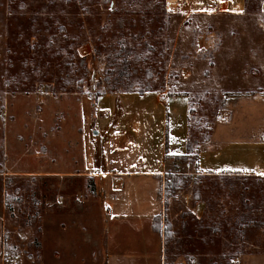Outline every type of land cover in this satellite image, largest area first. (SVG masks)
Listing matches in <instances>:
<instances>
[{
	"label": "rangeland",
	"instance_id": "rangeland-1",
	"mask_svg": "<svg viewBox=\"0 0 264 264\" xmlns=\"http://www.w3.org/2000/svg\"><path fill=\"white\" fill-rule=\"evenodd\" d=\"M262 2L247 0V19L234 30L225 22L212 44L207 38L216 28L208 24L205 31L195 30L193 45L188 40L177 45L169 0H0L3 264H264V230L207 237L203 244V237L193 235L196 223L187 227L183 219L186 215L188 222L197 218L212 224L220 219L232 225L243 213L264 212V182L251 181V195L234 178L224 186L211 175H200L195 159L187 165L169 161L167 170L187 179L167 203L164 191L162 227L172 225L178 249L165 245L164 236L153 230L129 233L131 224L109 215L108 207L113 214L135 211L136 216L156 211L158 206L146 202L156 181H128L126 191L114 198L107 180H97L90 174L98 172L87 168L88 139L99 149L98 143L118 129L116 101L97 108L93 104L98 95L110 93L107 80L112 83L120 71L125 76L120 80L132 86L125 92L170 86L175 93L199 86L193 90L190 120L195 148L212 138L215 144L264 139ZM67 38L73 52L87 59L86 70L77 62L65 73L52 67V79L24 63L41 45L61 50ZM232 58L235 62H228ZM188 65L204 77L217 66L244 74L251 70L249 85L258 88L235 92L228 108V96L201 87L205 78L175 86ZM253 96L260 103L246 101ZM104 110L110 111L108 118ZM245 203L254 209L246 210Z\"/></svg>",
	"mask_w": 264,
	"mask_h": 264
},
{
	"label": "crops",
	"instance_id": "crops-1",
	"mask_svg": "<svg viewBox=\"0 0 264 264\" xmlns=\"http://www.w3.org/2000/svg\"><path fill=\"white\" fill-rule=\"evenodd\" d=\"M264 2L261 11H264ZM169 9L178 30L179 38L177 45L183 41L194 40L192 36L195 30H207L208 24L215 26V32L208 35L207 43H213V36L218 31L224 30V23L229 22L235 26L231 30L239 29V24L249 16L247 0H175L170 3ZM262 16L263 14H258ZM200 40V38H199ZM196 45L198 44L195 42ZM187 63L194 62L192 57ZM206 62V61H205ZM208 62V60H207ZM228 62H235L233 58ZM248 69V68H247ZM242 73L234 67L213 68L209 76L204 77L201 72L195 73L191 65L183 66L180 80L175 86H189L190 79L202 77L205 80L202 86L205 90L228 96L226 105L234 104L232 94L241 91L242 94L251 89H257L258 85L252 87L249 83L254 77L251 70ZM170 86L166 89L155 90L146 93L129 92L121 94L105 93L97 101L96 108L101 103L108 105L116 101L118 106L117 122L118 129L108 136L104 141L97 144L88 139L87 168L95 170L96 174H90L97 180H107L109 184L110 197L116 198L127 189V182L133 181L139 184L142 179L156 181L153 187V196L146 198V202L155 204L156 211L149 214L139 211H121L113 214L109 209V215L121 223L131 224L130 232L151 231L153 219L162 215L165 176L167 173V156L184 155L190 139V120L192 111L193 90L198 91L199 86L190 84L188 89L172 93ZM191 89V90H190ZM248 103H260L256 96L247 98ZM106 111H102L104 117L108 118ZM87 114V113H86ZM90 122L91 114L88 111L86 117ZM95 118V117H94ZM98 134V133H97ZM264 136V134H263ZM96 146V147H95ZM198 158L197 171L200 175H264V139H252L245 141H231L223 144H215L214 138L198 148H195ZM147 185H142L143 188ZM138 189V186H135ZM4 208V199L0 201V209ZM159 208V209H158ZM124 217H130L125 218ZM3 217L0 215V247L3 251L4 230ZM150 235H154L151 233ZM2 264H3V254Z\"/></svg>",
	"mask_w": 264,
	"mask_h": 264
},
{
	"label": "trees",
	"instance_id": "trees-1",
	"mask_svg": "<svg viewBox=\"0 0 264 264\" xmlns=\"http://www.w3.org/2000/svg\"><path fill=\"white\" fill-rule=\"evenodd\" d=\"M14 6V5H13ZM50 29V28H48ZM69 39L67 38L65 45L61 48V50H56L55 48L48 47L47 49H43V46L41 45L37 51H35L34 55H31L30 61L27 60L26 56L23 58V61L25 64H33L34 68L39 75H42L43 77H51L54 79V76L50 74V69L52 67H55L56 69H60L61 72H64L63 70H68L71 71L74 62L79 63V65L82 67L83 70H86L88 68L87 64V59L80 57L77 55V53L73 52L72 49V44L69 47ZM67 59L68 61L65 63L62 61V58ZM78 66V65H77ZM65 73V72H64ZM120 78H125V76L122 77V72L120 71L118 73V76L116 79L111 83L109 80H107V84L110 90V93L113 94H121V93H129L132 91H124L131 89V84L129 83H124L123 81L120 80ZM128 79V78H127ZM52 82V81H51ZM150 91H155L152 90L149 87H146L144 90L138 91L139 93H146ZM63 92H68L66 90H63ZM101 95H98V97L95 99V102L93 106L97 105V101ZM206 140V142H208ZM205 142V143H206ZM191 159H195V164L197 165L198 158L195 155V147L193 144L190 142L189 139V144L187 147V152L184 155H179V156H167L166 161H175L176 163H180L181 165H187L188 162ZM209 177V176H208ZM221 181L226 185L230 184V178H234L238 183V185H246L245 191L247 193H251V195H254V192H252V188L248 186L251 181L256 180L257 184H263L264 182V177H258L257 175H239V174H225V175H217V176H212ZM187 185V179L185 176H181L179 174L169 172L167 171L166 176H165V197L167 203L168 199L174 198L175 195L183 190ZM217 185V184H215ZM261 195H264V190H260ZM197 194L200 195L199 192ZM241 198H243L241 196ZM264 199V198H263ZM249 203L244 204V208L253 210L254 208H248ZM258 210V208H257ZM260 216H264V212H259V213H243L240 216H237L236 219L234 220V224L230 223H223L220 221V219H217L214 221V223H210L207 221H204L202 219H195L194 221L188 222V216L183 215V219L186 222L187 227H191L190 225L194 224L193 226V235L201 236L205 239L203 242L206 243V238L209 237L210 239H213V237L221 238L222 234H227L229 238L232 237V233H237V236L243 237L247 231L249 230H264V221H261ZM162 215H157L153 219L152 223V229L155 233H157L160 236H164V243L165 245H170V244H175L177 245L178 249L179 247V242H174L175 234L176 232L174 231L172 225L170 223L165 224V227H162ZM212 236V237H211Z\"/></svg>",
	"mask_w": 264,
	"mask_h": 264
},
{
	"label": "bare ground",
	"instance_id": "bare-ground-1",
	"mask_svg": "<svg viewBox=\"0 0 264 264\" xmlns=\"http://www.w3.org/2000/svg\"><path fill=\"white\" fill-rule=\"evenodd\" d=\"M175 2V0H169V3H174ZM263 7H264V5H263Z\"/></svg>",
	"mask_w": 264,
	"mask_h": 264
},
{
	"label": "built area",
	"instance_id": "built-area-1",
	"mask_svg": "<svg viewBox=\"0 0 264 264\" xmlns=\"http://www.w3.org/2000/svg\"><path fill=\"white\" fill-rule=\"evenodd\" d=\"M109 114V111H106V115H108Z\"/></svg>",
	"mask_w": 264,
	"mask_h": 264
},
{
	"label": "water",
	"instance_id": "water-1",
	"mask_svg": "<svg viewBox=\"0 0 264 264\" xmlns=\"http://www.w3.org/2000/svg\"><path fill=\"white\" fill-rule=\"evenodd\" d=\"M95 134H97V133H95Z\"/></svg>",
	"mask_w": 264,
	"mask_h": 264
}]
</instances>
